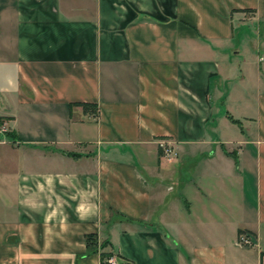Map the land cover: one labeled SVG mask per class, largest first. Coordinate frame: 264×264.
<instances>
[{"label": "crops", "instance_id": "obj_1", "mask_svg": "<svg viewBox=\"0 0 264 264\" xmlns=\"http://www.w3.org/2000/svg\"><path fill=\"white\" fill-rule=\"evenodd\" d=\"M0 116V264H264V0H0Z\"/></svg>", "mask_w": 264, "mask_h": 264}, {"label": "built area", "instance_id": "obj_2", "mask_svg": "<svg viewBox=\"0 0 264 264\" xmlns=\"http://www.w3.org/2000/svg\"><path fill=\"white\" fill-rule=\"evenodd\" d=\"M7 132H8V130L6 128V125L5 124L0 125V141H2L4 139V137L6 136ZM159 145H160V148L163 150V152L166 155L170 154L171 148L166 142L161 141L159 143ZM237 242L241 246H253L254 245L251 236L249 234L245 233V232H241V233L238 234ZM106 262L108 264H117V262L115 261L114 257H112V256L106 258Z\"/></svg>", "mask_w": 264, "mask_h": 264}, {"label": "trees", "instance_id": "obj_3", "mask_svg": "<svg viewBox=\"0 0 264 264\" xmlns=\"http://www.w3.org/2000/svg\"><path fill=\"white\" fill-rule=\"evenodd\" d=\"M76 104L81 105L83 108H86V107H89L92 105L90 103H76ZM6 119H7V117L0 116V125L3 124ZM85 242H86V246H87L88 250L96 251V246L98 245V241H97V237L95 235L87 234L85 236ZM102 245H105V242H102ZM110 256H111V254L108 252H100V257L102 259L108 258Z\"/></svg>", "mask_w": 264, "mask_h": 264}, {"label": "rangeland", "instance_id": "obj_4", "mask_svg": "<svg viewBox=\"0 0 264 264\" xmlns=\"http://www.w3.org/2000/svg\"><path fill=\"white\" fill-rule=\"evenodd\" d=\"M4 124V123H3ZM2 125V124H1ZM6 128H7V126H6ZM7 130H8V128H7ZM8 133V132H7Z\"/></svg>", "mask_w": 264, "mask_h": 264}]
</instances>
